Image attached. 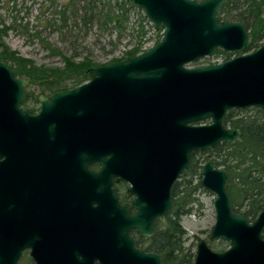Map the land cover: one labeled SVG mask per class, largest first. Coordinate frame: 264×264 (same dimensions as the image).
I'll use <instances>...</instances> for the list:
<instances>
[{
	"label": "water",
	"instance_id": "1",
	"mask_svg": "<svg viewBox=\"0 0 264 264\" xmlns=\"http://www.w3.org/2000/svg\"><path fill=\"white\" fill-rule=\"evenodd\" d=\"M162 38L152 47L87 71L90 80L40 95L30 114L28 79L0 61V264H163L136 245L169 214L172 189L192 152L235 144L232 109L264 108V43L240 21L219 18L226 0H128ZM221 49L235 55L188 67ZM209 120V123H204ZM98 164L99 170L91 165ZM201 184L215 195L216 221L194 264H264V205L254 221L233 208L229 174L212 160ZM120 181L130 183L122 205Z\"/></svg>",
	"mask_w": 264,
	"mask_h": 264
},
{
	"label": "trees",
	"instance_id": "2",
	"mask_svg": "<svg viewBox=\"0 0 264 264\" xmlns=\"http://www.w3.org/2000/svg\"><path fill=\"white\" fill-rule=\"evenodd\" d=\"M95 1L88 0V12L95 9L93 6ZM245 1L249 3L248 7L239 14L240 16L234 18L230 12L232 5L237 4V0H226L224 7L219 12V18L226 21H240L245 24L253 37L252 44L246 49V52H250L264 43V0ZM74 3L75 0H69L67 7L74 5ZM116 4L119 5L120 11L108 10L106 16L108 20L121 27L128 10L132 9V6L128 0H116ZM64 8L66 9V5ZM65 9L62 11L63 15ZM145 24H148L147 19L142 17L138 24L139 36L144 35ZM15 27H17L15 24H4L0 27V61L9 63L16 75L27 78L30 85H38L42 94L68 90L81 85L89 78L87 71L99 66L88 57L77 62L65 56L63 57V67L37 66L33 60L20 56L4 41L8 32ZM160 31H163V28ZM161 37L162 34L159 39ZM142 43L143 40L139 39L137 45L129 49L124 57L114 59L111 62L120 61L127 56L143 52ZM47 46L60 53L52 49L50 45ZM218 54H224L225 60L235 55V53L221 49L218 50ZM29 96L28 92L27 98ZM250 108L263 112V115L261 117L242 116L234 118L233 111L237 109H232L227 112L224 118L226 126L231 123L232 127L242 131L241 138L235 144L223 143L214 149L192 152L188 168L173 186L171 210L165 216V220L158 219L154 235L151 238L134 235L136 245L148 252H157L163 264H194L196 253L191 252L186 247L187 232L181 223V218L192 213V204L196 201L194 194L201 186L200 180L196 185H192V179L188 178L199 175L203 164L206 162L212 160L217 167L222 166L227 170L229 174L227 190L236 212L245 215L252 222L262 210L264 205V108ZM201 152H209L211 155L202 159L198 157ZM202 162L204 163L202 164Z\"/></svg>",
	"mask_w": 264,
	"mask_h": 264
},
{
	"label": "rangeland",
	"instance_id": "3",
	"mask_svg": "<svg viewBox=\"0 0 264 264\" xmlns=\"http://www.w3.org/2000/svg\"><path fill=\"white\" fill-rule=\"evenodd\" d=\"M68 2L69 0H0V27L4 24L17 25L8 32L4 41L20 56L33 60L37 66L63 67L64 56L77 62L88 57L100 66L124 57L129 49L137 45L139 39L143 40L142 50H147L162 38L159 39L161 34L163 36L161 28H155L148 20L144 35L139 36L138 24L142 17L146 18L142 9L132 6L120 27L106 16L108 10L120 11L116 0H96L92 12H88V0H75L74 5L67 7ZM248 4L245 0H237V4L232 5L231 16L234 18L240 16L239 14L246 10ZM47 45L60 53L51 50ZM224 60V54L216 53L215 56L204 57L187 66L199 67ZM89 80L90 77L83 83ZM28 85L29 105L34 106L36 110L39 107V104H35L37 95L32 96V94L40 93L41 89L36 84ZM233 115L234 118L261 117L263 112L251 108L237 109L233 111ZM209 122L206 120L204 123ZM227 127H232L231 123H228ZM209 155H211L209 152H201L198 157L206 159ZM188 179H192V185H196L202 180V174ZM194 196L196 201L192 204V213L181 218V223L187 232L186 247L196 253L198 242L207 239L214 250L228 248L229 241L209 239L210 231L216 221L215 195L201 184ZM164 218L162 217L163 220ZM18 264H35L29 250L23 253Z\"/></svg>",
	"mask_w": 264,
	"mask_h": 264
},
{
	"label": "flooded vegetation",
	"instance_id": "4",
	"mask_svg": "<svg viewBox=\"0 0 264 264\" xmlns=\"http://www.w3.org/2000/svg\"><path fill=\"white\" fill-rule=\"evenodd\" d=\"M29 86V85H28ZM28 86H27V88H26V93H25V97H24V103H25V107H27L28 108V110H29V112H30V114H37V113H39L40 112V110H41V102H40V99H39V97H40V95H42V93H38V94H35V93H33L32 94V96L34 95H37V96H35V101L37 102V103H35V104H39V107L38 108H36V110H35V108H34V106L33 107H31L30 105H29V97L27 98V93L29 92L28 91ZM54 93V92H53ZM50 94H52V93H45V94H43V95H47V96H49ZM32 96H31V99H33L32 98ZM215 164V163H214ZM204 165V164H203ZM216 166V165H215ZM217 167V166H216ZM90 168L91 169H93V170H99L100 169V166L98 165V164H93V165H91L90 166ZM220 168V167H219ZM224 169V168H223ZM115 186L117 187V189H118V194H119V200H120V203L122 204V205H125V204H131L132 203V201L134 200V195H132V194H130L129 193V188H130V183L129 182H127V181H120V182H118V183H116L115 184ZM131 235L134 237V239H135V236L134 235H139L140 237H143V236H141L138 232H137V230L136 229H133L132 231H131ZM143 238H146V237H143ZM227 249V248H226ZM225 250V249H224ZM224 250H221V251H224ZM217 251V250H216Z\"/></svg>",
	"mask_w": 264,
	"mask_h": 264
}]
</instances>
